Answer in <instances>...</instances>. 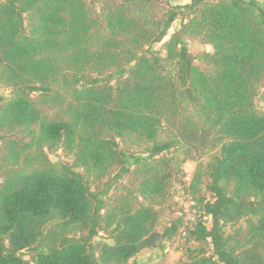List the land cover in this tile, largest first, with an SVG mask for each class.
<instances>
[{
  "label": "trees",
  "instance_id": "trees-1",
  "mask_svg": "<svg viewBox=\"0 0 264 264\" xmlns=\"http://www.w3.org/2000/svg\"><path fill=\"white\" fill-rule=\"evenodd\" d=\"M157 1L0 0V264H137L181 236L173 264H264V0ZM179 148L212 151L209 197L159 231Z\"/></svg>",
  "mask_w": 264,
  "mask_h": 264
},
{
  "label": "rangeland",
  "instance_id": "rangeland-1",
  "mask_svg": "<svg viewBox=\"0 0 264 264\" xmlns=\"http://www.w3.org/2000/svg\"><path fill=\"white\" fill-rule=\"evenodd\" d=\"M190 0H158L155 3L157 10L168 8L170 5H184ZM182 17L178 18L170 28L168 35L165 39L158 44V48L161 49L162 54H166L165 43L170 36L180 30ZM190 51L195 57V63L202 66L204 64V53L212 52L213 47L202 41V39L195 35H190L187 38ZM9 93V88L5 82L0 78V94ZM255 103L259 110L264 111V96L263 90L260 89L255 97ZM168 129H163L162 137H168ZM122 146L125 149L140 152L145 147L144 144H140L134 138H129L122 142ZM1 147V146H0ZM212 151H207L202 157L199 154H195L196 158H193V154L188 153L186 149L179 148L172 151L170 155L174 158L175 176L171 183L168 196L156 205L160 213L157 230L161 231L165 225H167L172 219L179 215H185L188 219H194L199 217L201 213L200 205L198 204L199 198L206 193V187L203 185L199 188L198 192L194 191L190 186L193 177L197 173H204V166L209 160V155ZM52 160L62 158L70 163L74 162L73 154H67L61 148L48 152ZM84 175L93 181L95 179L93 173L90 170L78 168ZM204 175V174H203ZM205 177V176H204ZM254 217H244L238 223L228 226L227 231L229 233L235 231L245 232L249 226V223L254 221ZM182 236L175 242L167 243L166 248L162 251L159 247L147 248L142 250L136 257L137 264H173L179 260L185 259L183 249L181 248Z\"/></svg>",
  "mask_w": 264,
  "mask_h": 264
}]
</instances>
